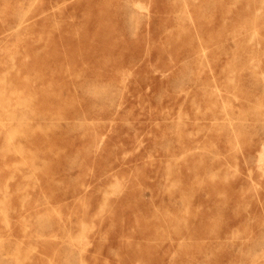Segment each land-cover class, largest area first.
<instances>
[{"label":"rangeland","instance_id":"374dc122","mask_svg":"<svg viewBox=\"0 0 264 264\" xmlns=\"http://www.w3.org/2000/svg\"><path fill=\"white\" fill-rule=\"evenodd\" d=\"M0 264H264V0H0Z\"/></svg>","mask_w":264,"mask_h":264},{"label":"bare ground","instance_id":"6f19581e","mask_svg":"<svg viewBox=\"0 0 264 264\" xmlns=\"http://www.w3.org/2000/svg\"><path fill=\"white\" fill-rule=\"evenodd\" d=\"M225 99H227V98H225ZM261 114V113H260ZM261 115H263V114H261ZM11 139V138H10ZM251 170V169H250ZM259 170H261V169H259ZM251 175V174H250ZM59 177V176H58ZM61 182V181H60ZM101 189V188H100ZM104 195V194H103ZM77 200V199H76ZM78 203V202H77ZM81 206V205H80ZM84 206V205H83ZM96 223V222H95ZM214 224H216V223H214ZM213 224V225H214ZM97 225V224H96ZM99 226H100V224H99ZM215 226V225H214ZM151 235H153V234H151ZM169 236V235H168ZM70 238V237H69ZM56 239V238H55ZM67 240V239H66ZM77 241V240H76ZM105 241V240H104ZM107 242V241H106ZM82 243V242H81ZM78 244V243H77ZM209 244V243H208ZM212 247V246H211ZM78 248V247H77ZM79 248H81V247H79ZM175 249H177V248H175ZM40 253V252H39ZM178 254V253H177ZM172 255H174V254H172ZM49 260V259H48ZM217 262V261H216Z\"/></svg>","mask_w":264,"mask_h":264}]
</instances>
